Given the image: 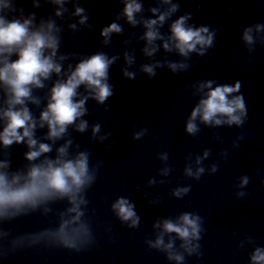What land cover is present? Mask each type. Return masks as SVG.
<instances>
[{
	"label": "clouds",
	"instance_id": "9594fccd",
	"mask_svg": "<svg viewBox=\"0 0 264 264\" xmlns=\"http://www.w3.org/2000/svg\"><path fill=\"white\" fill-rule=\"evenodd\" d=\"M57 4H62L63 0H54ZM168 3L169 0H164ZM9 8L8 4L0 5V12L3 9ZM177 6L173 5L172 12L176 11ZM15 11V9H12ZM22 11V9L20 10ZM84 9L77 8L76 15H80ZM141 11V4L136 3V0H129L124 7V15L130 24L135 25L136 20L134 14ZM156 12L157 9H152ZM60 15L59 12L56 13ZM168 13L161 14L158 19L148 20L145 22V27L148 29L145 33V38L149 44L158 39V33L154 30V25L163 23ZM187 17H180L171 25V39L175 41V47L183 56H187L189 52L195 51L196 46H212L213 34L209 33L207 27L193 29L185 27ZM86 17H82L81 23H84ZM32 19H24L21 21L17 18L7 19L3 14H0V83L4 86L7 110L3 112V117L6 119V125L2 133H0V141L5 146L11 145L13 142L20 143L27 138V144L30 150L25 154L26 159L34 161L42 154L51 151L48 144L40 143L37 148V140L33 138V130L36 127L29 109L25 106V101L32 99V87L42 88V80L49 79L52 73L59 74L61 66L54 62L58 40L52 34L53 24L48 23L41 26L39 29L30 30ZM74 27V25H73ZM259 27V26H257ZM121 28L118 24L112 23L105 27L101 35L105 38L110 33H119ZM250 30L244 33V40L247 43H252V37L249 35ZM107 42V40L105 41ZM164 48L168 50L169 45L164 44ZM47 51V54H46ZM151 55L155 49L151 51L145 49ZM15 53L17 59L10 60L9 57ZM203 51L200 55H203ZM63 59V57H61ZM115 59V58H113ZM104 54L99 53L92 55L78 63L74 70L67 75L66 80L57 81L51 88L50 99L46 110L40 114V126L47 124L48 139H59L67 131L69 125L74 124L80 117L86 114L84 107L85 101L88 99L85 96L77 100V89L84 85L90 91L93 99L103 104L113 92L111 86L106 82L108 78V68L112 63ZM174 71L178 67L176 64L169 65ZM184 67V65H179ZM143 71L154 75L153 69L150 66L144 67ZM129 78H133L132 73H125ZM211 89V82L202 85ZM240 89V84L235 87L217 86L207 93V97L202 99L199 104L193 109L191 117L186 126V131L189 134H194L198 131L197 125L194 123L199 116L205 124L214 123L220 125L222 122L227 124H241V115L244 114L245 104L242 96H237L232 100L228 99L229 94ZM35 102V101H33ZM16 106H19L17 109ZM218 117H227L226 121H222ZM87 122L80 120L76 130L79 132L85 131ZM93 135L100 131V125L93 126ZM146 131V130H145ZM141 133H137L135 139L140 138ZM103 139V138H102ZM68 141L64 146L57 149L58 158L55 160L45 159L39 164H33L24 177V183L19 184L20 176H13L11 182L8 181L5 173H0V209L9 207H20L24 204L35 205L37 201L51 198L53 196L68 197L69 202L73 205L69 209L70 212H76L77 217L81 215L77 211L78 204L85 201H77V194L82 188L89 184L94 179V175L89 172V155L86 152H79L75 158L65 159L67 156ZM207 155V153H205ZM215 166L213 171H215ZM204 169L199 168L196 172V178L203 173ZM188 175H192L191 171H187ZM248 183V178L242 179V186ZM190 191L189 188L176 189L173 195L180 197ZM117 211V215L123 221H131V227L139 225V217L135 212L134 204L130 203L126 198H119L113 205ZM200 220L201 217L191 213L182 214L177 222L165 219L160 227L163 233H175L184 243L187 251L192 249L188 247L191 239H200ZM65 244L69 247L73 246L71 241L65 240ZM152 247L170 251L173 248V242L165 244L163 234L157 237ZM169 259L181 261L182 255L170 254ZM253 264H264V251L259 248L255 250L251 257Z\"/></svg>",
	"mask_w": 264,
	"mask_h": 264
}]
</instances>
